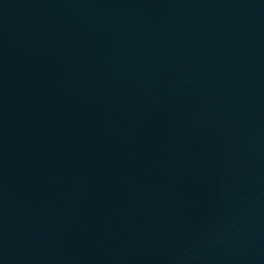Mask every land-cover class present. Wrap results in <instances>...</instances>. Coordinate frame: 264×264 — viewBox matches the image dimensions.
<instances>
[{"label":"water","instance_id":"obj_1","mask_svg":"<svg viewBox=\"0 0 264 264\" xmlns=\"http://www.w3.org/2000/svg\"><path fill=\"white\" fill-rule=\"evenodd\" d=\"M0 230L39 264H264V0H0Z\"/></svg>","mask_w":264,"mask_h":264}]
</instances>
